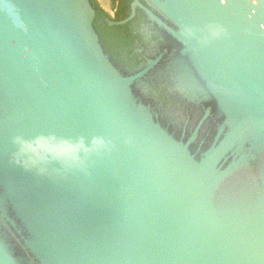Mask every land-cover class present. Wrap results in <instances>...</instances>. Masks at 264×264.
<instances>
[{"label":"water","instance_id":"obj_1","mask_svg":"<svg viewBox=\"0 0 264 264\" xmlns=\"http://www.w3.org/2000/svg\"><path fill=\"white\" fill-rule=\"evenodd\" d=\"M93 1L0 0V264H264V0L141 5L226 117L186 142Z\"/></svg>","mask_w":264,"mask_h":264},{"label":"flooded vegetation","instance_id":"obj_2","mask_svg":"<svg viewBox=\"0 0 264 264\" xmlns=\"http://www.w3.org/2000/svg\"><path fill=\"white\" fill-rule=\"evenodd\" d=\"M90 2L95 8L94 25L97 28L96 22L102 13L95 1L90 0ZM141 5L152 9L146 0H120L119 2L118 11L124 15L125 22L117 24L116 22L120 21L116 20L113 26H125V37H128L130 49L125 56V65L119 67L114 61L115 66L123 74H130L146 65H152L147 74L140 79L139 85L133 86V91L157 116L161 114L186 116L180 124L176 121L174 124H168L157 117L160 124L178 140L183 139L184 142L189 140L192 134L188 132V127L193 121L196 123V129L198 126L200 130L201 127L210 125L214 131H217V136L218 131L224 134L228 130V125L225 123L226 117L217 100L213 96H207L205 78L196 75L197 70L190 65L189 60L185 59L187 54L180 49V43L161 31L156 21H153ZM116 15H118L117 12ZM112 58L114 60V57ZM200 81L204 83V86ZM165 89H169L170 94L176 93L175 97L178 98L170 99L172 102L170 105L160 103L156 94L157 91L168 97L169 93Z\"/></svg>","mask_w":264,"mask_h":264}]
</instances>
